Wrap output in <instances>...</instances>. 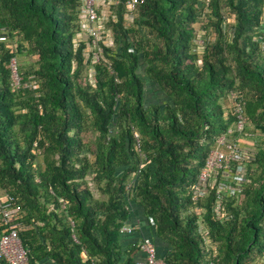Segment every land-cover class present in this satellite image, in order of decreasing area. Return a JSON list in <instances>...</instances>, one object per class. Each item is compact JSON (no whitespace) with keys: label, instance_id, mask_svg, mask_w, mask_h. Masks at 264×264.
I'll list each match as a JSON object with an SVG mask.
<instances>
[{"label":"trees","instance_id":"1","mask_svg":"<svg viewBox=\"0 0 264 264\" xmlns=\"http://www.w3.org/2000/svg\"><path fill=\"white\" fill-rule=\"evenodd\" d=\"M117 1L91 46L82 0H0V194L28 264H135L137 211L167 264H264V0ZM222 136L254 143L246 181L193 201Z\"/></svg>","mask_w":264,"mask_h":264},{"label":"built area","instance_id":"2","mask_svg":"<svg viewBox=\"0 0 264 264\" xmlns=\"http://www.w3.org/2000/svg\"><path fill=\"white\" fill-rule=\"evenodd\" d=\"M117 0H82V27L86 30L90 38L91 46H96L99 35L102 31L103 18L111 15L110 5L117 4ZM142 0H127L125 6L132 13L136 7L142 4ZM102 11H101V8ZM101 12L102 16H98ZM95 59H98L97 53H94ZM13 80L19 79L15 68V62H11ZM229 100L233 103L234 113L236 115L235 128L243 132L247 120L244 116V102L239 99L238 95L231 93ZM231 133V132H230ZM138 141L139 136L135 134ZM248 136V134H244ZM218 148L213 150L201 170L197 183L193 189L192 200L196 201L199 197L206 196L208 193V183L213 180L212 188L215 184L220 183L217 194H228L238 192L240 186L246 181V164L251 160L255 153L254 144L244 145L242 142L229 141L226 136L217 139ZM217 180V182H216ZM216 182V183H215ZM221 194V195H222ZM221 203L218 202L215 212H220ZM19 209L14 205L13 198L8 194H0V223L3 226V233L0 236V260L6 264H28V250L22 244L19 237V231L22 225L18 222ZM133 229L129 226H123L120 233H132ZM139 251L144 259L135 264H167L157 256L156 248L149 238H143L139 244Z\"/></svg>","mask_w":264,"mask_h":264},{"label":"crops","instance_id":"3","mask_svg":"<svg viewBox=\"0 0 264 264\" xmlns=\"http://www.w3.org/2000/svg\"><path fill=\"white\" fill-rule=\"evenodd\" d=\"M241 142L245 143L247 145L254 144L253 142H249V141H247V142L241 141ZM128 226L131 227L133 229V231L130 234L122 233L123 239H124L126 244L130 243V241H132L134 238L138 239L139 242H141V240L143 238H146L147 235H150L152 233L150 228L148 227L146 221L143 220V218L138 213V211L136 213L134 212L133 217L130 220ZM157 247H158V256L162 258L164 256V254L166 253V248L164 247L163 243H158ZM143 259H144V257L140 253L138 256L139 261H137V262H141ZM43 264H52V263L44 262Z\"/></svg>","mask_w":264,"mask_h":264},{"label":"rangeland","instance_id":"4","mask_svg":"<svg viewBox=\"0 0 264 264\" xmlns=\"http://www.w3.org/2000/svg\"><path fill=\"white\" fill-rule=\"evenodd\" d=\"M201 26V24L200 23H197V24H195L194 25V27L196 28V30L197 29H199V27ZM198 31V30H197ZM197 44L198 45H201L202 44V39L200 38V36H199V38L197 39ZM15 82L17 81V79H15L14 80ZM14 82V83H15ZM229 104L231 105V106H233V103L229 100ZM221 127H222V124H221V122H220V124H219V131H221ZM249 135V134H248ZM252 142V141H251Z\"/></svg>","mask_w":264,"mask_h":264}]
</instances>
